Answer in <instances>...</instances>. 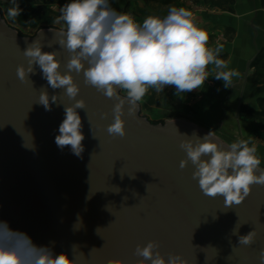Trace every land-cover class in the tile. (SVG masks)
Instances as JSON below:
<instances>
[{"label":"water","instance_id":"obj_1","mask_svg":"<svg viewBox=\"0 0 264 264\" xmlns=\"http://www.w3.org/2000/svg\"><path fill=\"white\" fill-rule=\"evenodd\" d=\"M55 32L23 37L0 15V221L56 255L77 258L72 246L78 245L84 255L78 264L138 260L136 246L150 240L159 243L165 259L171 253L189 264H261L264 186L253 185L243 203L226 208L223 197L202 193L191 162L180 168L186 158L180 142L194 133L202 138L204 129L183 120L152 124L139 106L129 116L126 104V135L112 137L107 126L115 101L85 85L83 73H73L81 89L77 99L86 105L77 110L84 151L77 157L70 146L57 147L63 105L74 101L64 89L49 87L38 66L25 82L16 73L18 65L27 66L23 50L35 38L43 51L57 52L61 72L67 71L69 53ZM41 88L49 97L59 95L50 111L37 103ZM254 229L253 244H238L233 233Z\"/></svg>","mask_w":264,"mask_h":264},{"label":"clouds","instance_id":"obj_2","mask_svg":"<svg viewBox=\"0 0 264 264\" xmlns=\"http://www.w3.org/2000/svg\"><path fill=\"white\" fill-rule=\"evenodd\" d=\"M11 4L7 15L14 20L22 10L17 0H11ZM55 22L64 24L55 33L59 47L69 53L67 71L61 72L57 52L43 51L40 39L35 38L23 50L27 66L18 65L16 73L25 82L36 74L38 66L49 87L64 89V95L74 101L63 105L65 116L55 143L60 149L70 146L77 157L84 151L85 139L77 110L85 109L86 105L83 99H77L81 89L73 73H83L85 85L115 101L107 132L121 138L126 135L125 105H128L127 114L135 115L149 88L160 92L173 86L176 93L191 92L204 86L209 71L228 88L240 76L230 68L229 62L219 58L223 45L210 47L208 33L197 25L193 13L185 7L170 6L165 16L149 15L138 22L114 9L109 0H70L60 8ZM120 91L125 93L123 98ZM58 99L59 95L49 97L47 89L41 88L37 103L50 111L51 104ZM107 116L108 113H101L102 118ZM179 147L186 153L180 168L191 162L195 169L193 179L198 181L202 193L223 197L226 208L243 203L253 185L264 186V169L260 167L257 148L247 140L225 146L210 130L202 138L194 133L182 140ZM80 226L78 223L75 227ZM233 235L238 236V244L251 245L256 231ZM159 247L157 241L150 240L144 246H136L134 256L141 259L114 258L106 264H189L180 254L170 253L165 259ZM72 251H78L77 258L64 252L56 255L52 248L37 246L26 233L12 230L6 221H0V264H78L84 255L78 245H73ZM259 260L264 264V249L260 250Z\"/></svg>","mask_w":264,"mask_h":264},{"label":"crops","instance_id":"obj_3","mask_svg":"<svg viewBox=\"0 0 264 264\" xmlns=\"http://www.w3.org/2000/svg\"><path fill=\"white\" fill-rule=\"evenodd\" d=\"M118 12L141 22L149 15L165 16L170 6L185 7L193 13L197 25L209 36V46L223 45L221 59L240 73L233 85L225 88L222 80L209 78L201 89L176 93L173 86L157 92L149 88L147 98L139 102L145 111L164 117L166 121L183 120L209 132L225 144L243 139L254 144L264 161V120L246 118L240 105L258 110L257 100L264 97V68L252 67L260 51H264V3L262 0H109ZM211 69V66H209ZM150 100V101H149ZM161 112L162 114L158 113Z\"/></svg>","mask_w":264,"mask_h":264},{"label":"rangeland","instance_id":"obj_4","mask_svg":"<svg viewBox=\"0 0 264 264\" xmlns=\"http://www.w3.org/2000/svg\"><path fill=\"white\" fill-rule=\"evenodd\" d=\"M68 2H70V0H17L22 11L20 15L13 20L7 15V10L12 7L11 0H0V15L20 36L32 37L42 30L52 29L60 31L64 28L63 23H56L55 21L60 16V8ZM120 92L125 96L123 91ZM147 95L150 96L151 94ZM147 95H145L143 100L149 99ZM151 112H155V110L142 111L140 115L143 118L148 117L150 121H156L158 119L157 117H160V115ZM158 113L162 114L161 112ZM162 115L164 118L170 117L167 113ZM159 123L162 124L161 121H159ZM260 167L264 169V161H261Z\"/></svg>","mask_w":264,"mask_h":264},{"label":"trees","instance_id":"obj_5","mask_svg":"<svg viewBox=\"0 0 264 264\" xmlns=\"http://www.w3.org/2000/svg\"><path fill=\"white\" fill-rule=\"evenodd\" d=\"M151 1H161V2H169L170 0H151ZM264 3V0H262ZM252 67L255 68H264V51H260L258 55L252 62ZM258 110L252 109L247 105H240V114L246 118H252L256 120H264V97H261L257 100Z\"/></svg>","mask_w":264,"mask_h":264},{"label":"flooded vegetation","instance_id":"obj_6","mask_svg":"<svg viewBox=\"0 0 264 264\" xmlns=\"http://www.w3.org/2000/svg\"><path fill=\"white\" fill-rule=\"evenodd\" d=\"M138 106H139V111H140V114L142 113V111L144 112L145 111V107L144 106H142V105H140V104H138ZM158 119L156 120V121H154V120H149V118L147 117V118H145V119H147L149 122H151L152 124H159V121H161L162 123H164L165 121H166V119L164 118V117H162V116H160V117H157ZM171 121H173V120H171Z\"/></svg>","mask_w":264,"mask_h":264}]
</instances>
